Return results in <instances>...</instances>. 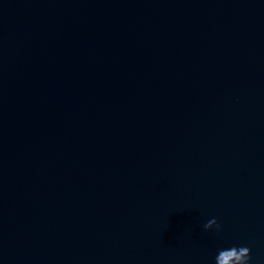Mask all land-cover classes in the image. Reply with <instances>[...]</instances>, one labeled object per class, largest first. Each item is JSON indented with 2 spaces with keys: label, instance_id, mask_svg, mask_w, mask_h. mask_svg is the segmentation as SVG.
<instances>
[{
  "label": "water",
  "instance_id": "95a60500",
  "mask_svg": "<svg viewBox=\"0 0 264 264\" xmlns=\"http://www.w3.org/2000/svg\"><path fill=\"white\" fill-rule=\"evenodd\" d=\"M234 246L264 264V0H0V264Z\"/></svg>",
  "mask_w": 264,
  "mask_h": 264
},
{
  "label": "clouds",
  "instance_id": "9594fccd",
  "mask_svg": "<svg viewBox=\"0 0 264 264\" xmlns=\"http://www.w3.org/2000/svg\"><path fill=\"white\" fill-rule=\"evenodd\" d=\"M216 226L220 228L218 221L213 218L209 220L205 225V229H212ZM251 261V249L247 246L231 247L229 249H222L216 256V264H250Z\"/></svg>",
  "mask_w": 264,
  "mask_h": 264
}]
</instances>
